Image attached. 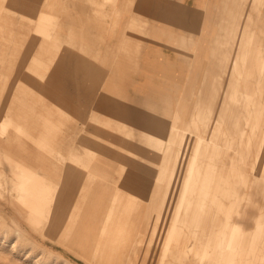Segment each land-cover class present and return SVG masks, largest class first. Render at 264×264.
Listing matches in <instances>:
<instances>
[{"label": "rangeland", "instance_id": "374dc122", "mask_svg": "<svg viewBox=\"0 0 264 264\" xmlns=\"http://www.w3.org/2000/svg\"><path fill=\"white\" fill-rule=\"evenodd\" d=\"M112 2L0 0V264H264V27L157 86Z\"/></svg>", "mask_w": 264, "mask_h": 264}, {"label": "crops", "instance_id": "0c3cea01", "mask_svg": "<svg viewBox=\"0 0 264 264\" xmlns=\"http://www.w3.org/2000/svg\"><path fill=\"white\" fill-rule=\"evenodd\" d=\"M257 1L253 4V0H113L112 3L122 2L124 8L128 3L129 12L148 26L147 36L142 40L146 45L137 50L144 64L138 80L150 78L155 85L162 86L174 79L187 82L185 75L189 70L185 61L191 59L199 60L198 63L203 60L198 72L194 73L197 79L200 76L201 82L208 71H212L210 60L221 57L213 55L215 44L221 43L216 51L222 53V44L237 36L235 32L232 34V26L238 23V10H244L239 28L248 27L253 19H256L257 30L264 27V4ZM169 63L172 66H167ZM163 65L166 67L160 68ZM150 91L145 100L150 106L158 107L160 97L157 95L155 100H149L155 92Z\"/></svg>", "mask_w": 264, "mask_h": 264}, {"label": "bare ground", "instance_id": "6f19581e", "mask_svg": "<svg viewBox=\"0 0 264 264\" xmlns=\"http://www.w3.org/2000/svg\"><path fill=\"white\" fill-rule=\"evenodd\" d=\"M238 89V88H237ZM237 92H239V91H237ZM153 96L152 97H150L149 96V100H151V98L152 99H156L157 97H155V96H157L158 95V93H156V92H153V94H152ZM236 96V95H235ZM237 112V111H236ZM245 115V114H244ZM255 116V115H254ZM151 124H153V122H151L150 123V127L152 128V129H154V130H159L160 128H158V126L156 127V126H153V125H151ZM171 131L173 132L174 130H173V128L171 129ZM174 132H176V130L174 131ZM177 135H178V133L176 134V136L175 137H177ZM185 145L186 144H184L183 143V148L185 147ZM239 146V145H238ZM201 148H202V144L201 143H197L196 144V147H195V152H194V159H196L197 158V156L199 155V153H200V151H201ZM3 151H5V150H3ZM8 150H6L5 152L8 154V152H7ZM183 152L185 151V150H182ZM17 154H16V156H17V158H18V160L19 161H23L24 163H27V165H31V168L32 169H35L36 167H37V163L39 162V160H40V157L36 154V153H33L32 155V157H26V156H24L22 153H19V152H16ZM56 155V154H55ZM68 155V154H67ZM8 156H6V158H7ZM68 157V156H67ZM59 158V157H58ZM61 159V158H60ZM7 160H9L10 161V158H7L6 159V161ZM208 164V163H207ZM156 166V165H155ZM78 168V167H77ZM103 168H105V172H108L109 171V166L108 165H103ZM158 168V167H157ZM156 168V169H157ZM60 169V168H59ZM159 169V168H158ZM6 170V169H5ZM13 170H14V168H13ZM77 170V169H76ZM155 170V169H154ZM75 171V170H74ZM81 171V170H80ZM83 171V170H82ZM85 172V171H84ZM61 173V172H60ZM58 174V173H57ZM67 174V173H66ZM202 174V173H201ZM85 175V174H84ZM67 176V175H66ZM91 176V175H90ZM86 177V176H85ZM95 177V176H94ZM97 177V176H96ZM68 178V177H67ZM91 178V177H90ZM86 179H87V177H86ZM95 179V178H94ZM129 180L130 179H138L137 178V176H134V175H132V176H130L129 178H128ZM88 180V179H87ZM114 180H115V178H114ZM90 182V181H89ZM94 183H95V180L93 181ZM87 184V183H86ZM89 185H90V183H89ZM93 185V184H92ZM69 186H70V184H69ZM87 186V185H86ZM115 186V185H114ZM121 186V185H120ZM83 187H85L84 185H83ZM63 190H65V189H63ZM85 193V192H84ZM87 194V193H86ZM81 195V194H80ZM89 195V194H88ZM87 198V197H86ZM81 199V198H80ZM79 199V200H80ZM84 199H85V197H84ZM83 200V199H82ZM109 202V201H108ZM75 204H77V202L75 203ZM77 206V205H76ZM83 206V205H82ZM218 206V205H217ZM112 208V207H111ZM215 210V209H214ZM80 211V210H79ZM73 214V213H72ZM77 219V218H76ZM108 219V218H107ZM244 219V218H243ZM246 219V218H245ZM75 220V219H74ZM78 220V219H77ZM76 220V221H77ZM76 221H75V223H76ZM82 221H83V219H82ZM71 224H72V222H71ZM69 226H70V224H69ZM249 227V226H248ZM237 232V231H236ZM234 240V239H233ZM233 244V243H232ZM231 244V245H232ZM237 247V246H236ZM232 248V247H231ZM238 248V247H237ZM230 249V248H229ZM135 254V253H134Z\"/></svg>", "mask_w": 264, "mask_h": 264}]
</instances>
